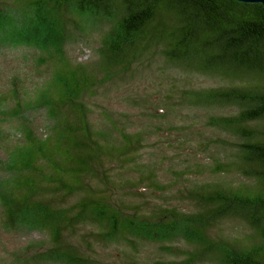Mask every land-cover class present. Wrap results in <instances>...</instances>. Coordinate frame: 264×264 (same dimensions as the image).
<instances>
[{
	"label": "trees",
	"instance_id": "16d2710c",
	"mask_svg": "<svg viewBox=\"0 0 264 264\" xmlns=\"http://www.w3.org/2000/svg\"><path fill=\"white\" fill-rule=\"evenodd\" d=\"M94 42L90 64L68 52ZM8 55L25 56L33 73L51 62L56 73L34 99L19 92V78L13 92L0 94V122L15 123L0 127V141H12L0 154V231L39 236L0 264H264L263 5L0 0V57ZM156 61L169 75L217 85L181 90L172 82L163 114L145 96H129L141 113L134 132L131 113L93 102L109 84ZM0 68L4 76L7 67ZM44 109L48 123L39 127ZM192 109L211 133H198L189 146L194 122L171 117ZM164 129L185 133L174 146L182 166L167 169V181L142 156L147 137ZM228 220L242 221L250 234L231 240L213 232ZM98 248L116 249L115 260H104Z\"/></svg>",
	"mask_w": 264,
	"mask_h": 264
},
{
	"label": "rangeland",
	"instance_id": "374dc122",
	"mask_svg": "<svg viewBox=\"0 0 264 264\" xmlns=\"http://www.w3.org/2000/svg\"><path fill=\"white\" fill-rule=\"evenodd\" d=\"M96 46V42H94L93 44H89L88 46L78 44L74 48L68 50V52L77 63L90 64V62L95 60L97 57L94 52ZM13 56L16 57L15 54ZM13 56L8 55L6 57H0L1 67H7L4 76L1 75L2 68H0V76L4 78H0V94L2 92V89H6V91L4 92L7 94L13 92V79L19 78L22 82L19 86V92L26 93L31 97V99H34L36 95L44 91L47 84H49L53 80L56 73V67L53 63L50 62L43 72L36 70V72L33 73V67L29 66L30 63L32 64L31 61H29L23 55L17 57L15 61L13 59ZM162 67L163 65L160 63V61H156L151 67L145 66L141 70H137L134 75L124 77L123 80H121V82L117 83L116 85L109 84V86H107V89L101 90L99 96L96 97L93 102L100 106L109 107L113 112L118 113L117 115L121 113H131L130 122H132L133 124L131 125V131L134 132L142 125V121L138 117H141V113L128 105L127 99L129 96H145L148 104H150L151 107L155 109L154 111H156L158 114H163V104L164 102H168L166 100V95L170 90L169 88L173 85L171 84L172 82L175 83L174 85L176 87H179V89L181 90L187 88H195L198 86L203 87L217 85L215 80H211L202 76H177L173 72H169V75L166 71L162 72ZM169 102L175 105L177 100H169ZM95 112L96 113L94 114L93 119L97 120L100 115L98 107H95ZM197 114L198 113L196 112V110L192 109L186 110L183 113H177L176 115H172L171 117V121L175 123L190 125L194 122V126L190 125L193 132L189 135V139L191 140V142L188 143L189 146L190 144L191 146H193L194 143H196L198 133H211L201 119H194L195 117H197ZM193 116L194 118H192ZM133 120L135 121V123ZM35 124L39 127L44 126V123L41 122V115H38L35 120ZM14 126V122H0V127L3 130H7ZM172 132L165 130L163 132H160L158 135L148 136L147 142H149V144L147 143V145L143 149L142 155L145 161L154 162L157 167L161 169V171L163 172L164 181H167L171 178L170 174L166 173L167 169L178 170L182 166L181 161L175 158L176 156L174 146L178 144L179 140L184 136L183 134L185 133L183 131H181L183 134H176L175 132ZM189 132H191V130H189ZM0 146L3 148L2 149L0 147V154H2L4 150L8 151L10 147H12V141L10 139L0 141ZM228 179L234 182L239 181L238 177L236 176H230ZM207 180L208 179L204 177L200 179V181ZM209 180H211V178H209ZM136 188L138 194L143 195L145 199H149L151 195H149V191L144 188L143 185L138 184ZM165 200L173 203L174 205L178 204L183 209H189L191 207L190 202L186 201L182 203L181 201L183 200H180L178 198H167ZM177 201H179V203ZM213 232L223 235L224 237H228L231 240H235L243 239L248 236L250 234V229L245 223L240 220H228L223 222L221 226H219ZM38 238L39 236L24 237L16 233H5L0 231V257L9 259L11 256L10 253L27 246L32 240ZM98 250L101 251V249L99 248ZM116 254V249H111L108 252L103 251L101 253V257L106 261H114L116 258ZM143 254L144 258H146L147 255L145 253Z\"/></svg>",
	"mask_w": 264,
	"mask_h": 264
},
{
	"label": "water",
	"instance_id": "95a60500",
	"mask_svg": "<svg viewBox=\"0 0 264 264\" xmlns=\"http://www.w3.org/2000/svg\"><path fill=\"white\" fill-rule=\"evenodd\" d=\"M244 4H261L264 6V0H235Z\"/></svg>",
	"mask_w": 264,
	"mask_h": 264
},
{
	"label": "clouds",
	"instance_id": "9594fccd",
	"mask_svg": "<svg viewBox=\"0 0 264 264\" xmlns=\"http://www.w3.org/2000/svg\"><path fill=\"white\" fill-rule=\"evenodd\" d=\"M41 122L42 123H48L47 109L42 110Z\"/></svg>",
	"mask_w": 264,
	"mask_h": 264
}]
</instances>
